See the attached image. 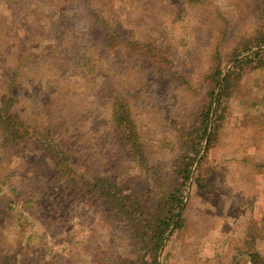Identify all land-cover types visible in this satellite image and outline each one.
Masks as SVG:
<instances>
[{
	"label": "rangeland",
	"instance_id": "obj_1",
	"mask_svg": "<svg viewBox=\"0 0 264 264\" xmlns=\"http://www.w3.org/2000/svg\"><path fill=\"white\" fill-rule=\"evenodd\" d=\"M27 1L34 14L32 25L24 24L22 10L0 0V75L2 65L12 63L5 56L7 45L21 43L34 27H50L53 38L37 40L33 56L63 54L59 27L77 19L83 5L98 7L114 30L162 43L193 86L208 69L212 26L200 20L215 19L211 8L179 0ZM206 1L231 23L244 19L233 3H251ZM95 33L89 30L93 38L103 35L101 29ZM115 63L121 89L141 97L137 121L148 158L171 169L176 151L169 146L160 150V142L179 145L177 129L193 121L203 92L184 91L157 78L147 63L125 54L117 55ZM101 78L93 86L72 72L52 76L36 67L17 81L16 110L28 121L39 118L42 125L50 124L80 173L114 176L145 193V183L153 186L152 178L128 159L106 124L107 99L120 84L105 86ZM2 97L0 89V101ZM224 105V119L208 150L209 186L204 191L190 186L182 212L184 228L166 242L162 264H240L238 249L245 235L251 238L252 225L263 237L258 247L264 254V170L257 166L264 164V73L247 75ZM12 150L0 137V264H107L115 254L135 259L124 222L95 198L59 188L51 157L39 143L23 153ZM32 234L36 237L27 244Z\"/></svg>",
	"mask_w": 264,
	"mask_h": 264
},
{
	"label": "trees",
	"instance_id": "obj_2",
	"mask_svg": "<svg viewBox=\"0 0 264 264\" xmlns=\"http://www.w3.org/2000/svg\"><path fill=\"white\" fill-rule=\"evenodd\" d=\"M179 1L191 7L211 8L215 16L213 21L207 17L200 20L202 24L209 23L212 26L213 42L208 69L198 77L194 86L181 64L175 60L176 57L162 43L114 30L109 25L110 20L93 5H83L77 19L62 27L63 30L59 27L63 31L61 44L66 47L63 54L40 57L32 55L31 47L37 40L53 38L51 28L45 26L34 27L33 31L25 33V40L8 44L4 50L7 52L5 56H10L12 63L7 66L3 64L0 75V89L3 93L0 101V137L3 146L13 149V152L23 153L39 143L42 151L51 157V170L59 188L95 198L124 222L136 257L130 260L118 254L110 255L107 264H162L166 242L184 228L182 212L187 189L194 186L204 191L209 186L211 170L208 168V150L224 119L225 102L232 97L247 75L264 73V0H251L248 4L241 1L233 3L234 10L239 11V16L244 15V19L239 17L232 23L222 16L218 7L206 0ZM7 2L22 10L24 24L32 25L34 14L30 12L27 0ZM246 21L249 24L245 27ZM21 28L19 32L23 34ZM98 29L102 30L103 35L97 38L89 35V30L96 34ZM120 54L147 63L155 77L167 79L184 91L201 89L203 92L193 121L187 127H177L179 145L176 147L165 141L160 142V150L169 146L172 152L176 151L169 170L163 163H152L147 156L137 121L138 110L142 108L141 97L120 87L121 71L115 63ZM36 67L52 76L64 77L72 72L91 81L93 86L98 77H102L105 86L120 84L107 99L106 124L128 159L142 175L152 178L153 186L145 183V193H138L134 184L120 182L117 177L80 173L50 124L42 125L39 118L28 121L17 112V81ZM37 99L35 97L31 102ZM46 108L47 113L50 112V107ZM175 124L173 122V126ZM257 166L264 170V164ZM258 232L256 226L252 225L251 238L249 236L246 239L245 235L242 240L243 247L238 249L240 264H264V254L258 247L263 237ZM35 237V234L30 235L27 244Z\"/></svg>",
	"mask_w": 264,
	"mask_h": 264
},
{
	"label": "water",
	"instance_id": "obj_3",
	"mask_svg": "<svg viewBox=\"0 0 264 264\" xmlns=\"http://www.w3.org/2000/svg\"><path fill=\"white\" fill-rule=\"evenodd\" d=\"M188 193H189V188L187 189V191H186V200H187V198H188ZM166 241V240H165ZM165 243V242H164ZM163 246V245H162ZM162 249V248H161ZM161 254V251L159 252V255Z\"/></svg>",
	"mask_w": 264,
	"mask_h": 264
}]
</instances>
